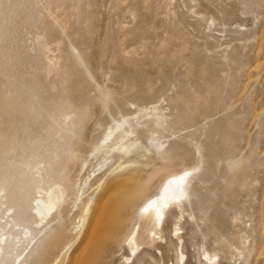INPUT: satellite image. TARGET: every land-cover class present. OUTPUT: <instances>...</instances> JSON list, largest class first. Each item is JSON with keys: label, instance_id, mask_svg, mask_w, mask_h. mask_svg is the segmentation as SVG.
Wrapping results in <instances>:
<instances>
[{"label": "rangeland", "instance_id": "1", "mask_svg": "<svg viewBox=\"0 0 264 264\" xmlns=\"http://www.w3.org/2000/svg\"><path fill=\"white\" fill-rule=\"evenodd\" d=\"M156 106L164 154L150 159V172L108 180L134 173L139 186L94 264H122L138 205L186 169L197 170L181 246L170 238V217L162 256L141 252L136 263L177 264L182 251L181 264H205L207 251L217 264H264V0H0L7 206L32 223L40 189L64 191L56 221L25 264H51L79 236L82 203L74 201L98 170L105 132ZM28 164L43 168L40 182ZM88 184L83 202L99 195Z\"/></svg>", "mask_w": 264, "mask_h": 264}, {"label": "bare ground", "instance_id": "2", "mask_svg": "<svg viewBox=\"0 0 264 264\" xmlns=\"http://www.w3.org/2000/svg\"><path fill=\"white\" fill-rule=\"evenodd\" d=\"M32 107H34V103ZM162 120V112L156 106L147 109H138L135 118L117 122L114 126L107 129L99 146H97L94 157V161H96V165L94 164V166L98 170H94L88 175L85 184L82 183L84 188L80 187L81 189L74 201V206L77 207L79 203H82L80 205L81 216H79L81 218H78L80 220L78 233L80 234L64 247L61 254L51 264L67 263L68 254L79 241L85 225L87 229L82 243L74 259L70 260L69 264H94L98 260L101 251L111 244L109 243L110 237L108 236L110 234L108 232L116 229L122 223L129 210L131 198L136 193L139 184L136 175L131 172L126 177L108 180L126 170L135 172L151 171L152 162L150 159L160 158L165 151L166 142L158 136L157 131L162 127ZM141 132L145 133L142 138L140 137ZM143 138L145 142H143ZM160 145L163 147H160L159 151H157ZM30 165L32 164L27 165V167H30L28 171L32 175L38 176L37 178L40 182L44 178L42 174L43 168H38L37 165ZM196 170L186 169L182 172L168 175L159 188L158 193L146 198L138 205L135 212L137 223L128 237V239H134L138 248L136 255L131 257V264H137L136 262L141 252H149L153 255V253L159 252L160 244L167 243L164 232L170 217H174L170 238L171 240L175 239L181 246L182 240L178 233L181 231L180 224L187 215V208L191 202V193L188 191L196 174ZM186 171L191 172V175L184 182L183 198L178 202L175 200L168 201V206L162 209L163 219L157 225L155 212L149 210L142 213L141 209L145 207L149 200H157L159 202L162 194L171 195L170 188L167 193L165 192L169 181L182 176ZM97 172L101 175L99 178ZM92 178L96 179L93 184L91 181ZM5 183H7L5 179L0 181V264H25L29 256L38 248L40 240L46 237L51 225L56 221L64 191L56 185L50 188L40 189V192H38L39 196L31 203L29 216L32 223H28L23 219V216L21 217L20 214L13 211V207L7 206L9 196L4 189ZM87 184L88 187L95 184V193L99 195L94 201L87 199L83 202L82 199ZM153 233L159 238L156 239ZM126 245L128 247L127 241ZM205 254L209 257V260L205 261V264H213V258H215L214 264H217V254H212L207 251L204 252ZM160 255L162 256L161 253ZM181 257L184 260L185 255L182 251L177 256V264L182 263ZM126 258H123L124 261H121L122 264H126Z\"/></svg>", "mask_w": 264, "mask_h": 264}, {"label": "snow or ice", "instance_id": "3", "mask_svg": "<svg viewBox=\"0 0 264 264\" xmlns=\"http://www.w3.org/2000/svg\"><path fill=\"white\" fill-rule=\"evenodd\" d=\"M209 24H211V22L209 21ZM104 101L105 103H110L111 99L108 96L104 97ZM163 147L162 145H160L157 148V151H159V148ZM191 175V172H184L182 176L178 177V178H174L172 180L169 181L168 186H166L165 192H168V189H171V195L168 194H162L159 198V202L157 200H149L147 202V204L145 205V207H143L141 209V212H147L149 210H153L155 212V219H156V223L157 225H159V222L163 219V213H162V209L166 208L168 206V201L169 200H175V201H179L180 199L183 198L184 196V182L186 180V178L188 176ZM153 236L158 239L159 237L155 235V233H153ZM127 244L129 247V256L126 258V264H131V257H134L138 251L137 245L134 241L133 238H129L127 240ZM214 259L213 258V264H214ZM204 260L208 261L209 257L207 254L204 255ZM181 261H183V257H181Z\"/></svg>", "mask_w": 264, "mask_h": 264}]
</instances>
